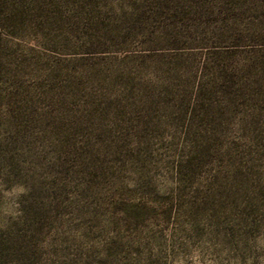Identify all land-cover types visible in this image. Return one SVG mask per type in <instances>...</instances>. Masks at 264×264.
Masks as SVG:
<instances>
[{"label":"rangeland","instance_id":"obj_1","mask_svg":"<svg viewBox=\"0 0 264 264\" xmlns=\"http://www.w3.org/2000/svg\"><path fill=\"white\" fill-rule=\"evenodd\" d=\"M66 28L73 264H264V0H75Z\"/></svg>","mask_w":264,"mask_h":264},{"label":"trees","instance_id":"obj_2","mask_svg":"<svg viewBox=\"0 0 264 264\" xmlns=\"http://www.w3.org/2000/svg\"><path fill=\"white\" fill-rule=\"evenodd\" d=\"M74 2L0 0V264H73L79 128L60 50ZM26 31L41 49L5 37ZM198 144L190 165L210 150Z\"/></svg>","mask_w":264,"mask_h":264}]
</instances>
